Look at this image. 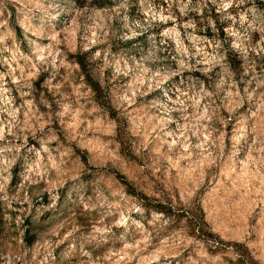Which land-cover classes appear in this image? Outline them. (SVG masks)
I'll return each mask as SVG.
<instances>
[{
  "label": "rangeland",
  "instance_id": "obj_1",
  "mask_svg": "<svg viewBox=\"0 0 264 264\" xmlns=\"http://www.w3.org/2000/svg\"><path fill=\"white\" fill-rule=\"evenodd\" d=\"M0 264H264V0H0Z\"/></svg>",
  "mask_w": 264,
  "mask_h": 264
},
{
  "label": "trees",
  "instance_id": "obj_2",
  "mask_svg": "<svg viewBox=\"0 0 264 264\" xmlns=\"http://www.w3.org/2000/svg\"><path fill=\"white\" fill-rule=\"evenodd\" d=\"M81 66V65H80Z\"/></svg>",
  "mask_w": 264,
  "mask_h": 264
}]
</instances>
